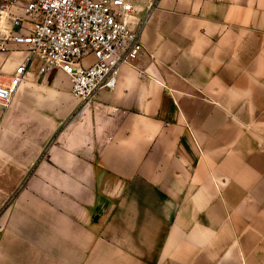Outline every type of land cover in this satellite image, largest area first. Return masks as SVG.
Wrapping results in <instances>:
<instances>
[{
    "label": "crops",
    "instance_id": "1",
    "mask_svg": "<svg viewBox=\"0 0 264 264\" xmlns=\"http://www.w3.org/2000/svg\"><path fill=\"white\" fill-rule=\"evenodd\" d=\"M134 7L114 90L32 59L0 105V264H264V0Z\"/></svg>",
    "mask_w": 264,
    "mask_h": 264
},
{
    "label": "built area",
    "instance_id": "2",
    "mask_svg": "<svg viewBox=\"0 0 264 264\" xmlns=\"http://www.w3.org/2000/svg\"><path fill=\"white\" fill-rule=\"evenodd\" d=\"M134 12V0H0V50L29 51L8 80L0 75V105L12 101L32 59L40 73L69 76L80 110L114 90L121 65L144 48Z\"/></svg>",
    "mask_w": 264,
    "mask_h": 264
},
{
    "label": "rangeland",
    "instance_id": "3",
    "mask_svg": "<svg viewBox=\"0 0 264 264\" xmlns=\"http://www.w3.org/2000/svg\"><path fill=\"white\" fill-rule=\"evenodd\" d=\"M18 51H20V49H15L12 48L9 51H2L0 50V75H7V73L3 70L4 64L6 63V61L2 60L1 57H9L11 54L17 53Z\"/></svg>",
    "mask_w": 264,
    "mask_h": 264
}]
</instances>
